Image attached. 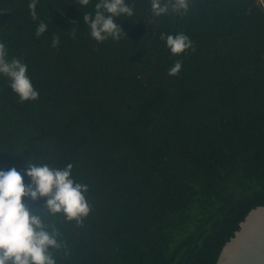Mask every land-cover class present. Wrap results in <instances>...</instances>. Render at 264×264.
<instances>
[{"label":"trees","instance_id":"1","mask_svg":"<svg viewBox=\"0 0 264 264\" xmlns=\"http://www.w3.org/2000/svg\"><path fill=\"white\" fill-rule=\"evenodd\" d=\"M30 2L0 0V42L39 92L20 103L0 75V170L27 185L29 159L71 163L88 185L83 224L58 221L57 264H214L264 205V0H190L183 17L126 0L134 15L104 42L83 20L98 0H38L37 20ZM180 32L195 51L173 56L160 36Z\"/></svg>","mask_w":264,"mask_h":264},{"label":"clouds","instance_id":"2","mask_svg":"<svg viewBox=\"0 0 264 264\" xmlns=\"http://www.w3.org/2000/svg\"><path fill=\"white\" fill-rule=\"evenodd\" d=\"M37 3L38 0H31L28 4L33 20L38 19ZM76 3L87 6L90 0H76ZM150 3L155 17L166 14L183 17L190 7V0H150ZM133 15L134 9L126 0H98L94 16L84 13L83 20L90 28V36L97 42L110 38L118 41L124 30L116 22L117 18ZM46 30L47 24L40 22L36 37ZM160 39L166 41L173 56L188 49L195 51L193 41L183 32L175 36L161 34ZM59 44V37L54 36L51 46L56 48ZM181 67V61L177 60L168 69V75H177ZM0 75L8 79L20 103L38 99L39 92L27 75V64L20 58L9 59L4 42H0ZM72 168L71 163L64 168H55L29 159L24 173L30 178L27 185L15 167L0 170V264H57V254L62 251L68 254V245L58 221L62 219L64 223L74 222L79 226L91 211L86 199L89 187L75 180ZM38 200L43 203L34 206Z\"/></svg>","mask_w":264,"mask_h":264},{"label":"water","instance_id":"3","mask_svg":"<svg viewBox=\"0 0 264 264\" xmlns=\"http://www.w3.org/2000/svg\"><path fill=\"white\" fill-rule=\"evenodd\" d=\"M214 264H264V205L246 212L222 244Z\"/></svg>","mask_w":264,"mask_h":264},{"label":"rangeland","instance_id":"4","mask_svg":"<svg viewBox=\"0 0 264 264\" xmlns=\"http://www.w3.org/2000/svg\"><path fill=\"white\" fill-rule=\"evenodd\" d=\"M260 1H263V0H260Z\"/></svg>","mask_w":264,"mask_h":264}]
</instances>
